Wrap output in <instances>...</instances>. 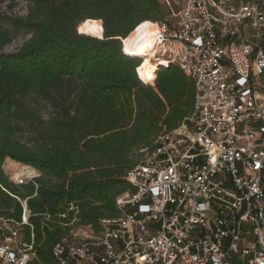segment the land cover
<instances>
[{
    "label": "built area",
    "instance_id": "2783aa9c",
    "mask_svg": "<svg viewBox=\"0 0 264 264\" xmlns=\"http://www.w3.org/2000/svg\"><path fill=\"white\" fill-rule=\"evenodd\" d=\"M162 2L167 19L142 22L136 29L149 24L143 34L132 43L122 38V50L142 59L136 74L147 84L161 68L179 66L195 83L194 111L164 128L153 149L138 151L125 176L133 190L117 197V217L102 219L100 232L83 240L74 229L58 240V264H264V8ZM23 165L8 177L35 183L41 173ZM23 207L20 220L0 215V264L35 256L26 201Z\"/></svg>",
    "mask_w": 264,
    "mask_h": 264
},
{
    "label": "trees",
    "instance_id": "16d2710c",
    "mask_svg": "<svg viewBox=\"0 0 264 264\" xmlns=\"http://www.w3.org/2000/svg\"><path fill=\"white\" fill-rule=\"evenodd\" d=\"M27 1L24 16L0 9V215L20 220L26 201L35 233L29 264H58L61 237L78 227L99 233L102 219L119 215L116 199L133 190L125 176L138 151L191 116L196 88L177 65L144 83L142 59L122 50L142 22L167 19L162 0ZM21 32L29 39L3 51ZM8 158L11 168H36L37 185L11 181Z\"/></svg>",
    "mask_w": 264,
    "mask_h": 264
},
{
    "label": "rangeland",
    "instance_id": "374dc122",
    "mask_svg": "<svg viewBox=\"0 0 264 264\" xmlns=\"http://www.w3.org/2000/svg\"><path fill=\"white\" fill-rule=\"evenodd\" d=\"M179 3H175L176 4V8H179L184 0H178ZM257 2H259L263 7H264V0H256ZM0 9L3 12H6L8 14H12V15H19V16H24L27 14L28 12V1L27 0H16V2L10 6L9 5V1H6L4 3L0 2ZM92 33V32H91ZM30 37V34L26 33V32H21L19 34V36L13 40L9 45H7L3 51L5 52H12V51H16L17 49H19L25 41H27ZM166 68H161L160 71L164 70ZM50 112V109L46 108L43 110V113L47 116V114ZM11 158H8L4 164V170L5 172L8 174V176L10 178H12L14 175H17L19 173H21L23 171V164H21V167L19 168H11L9 165V161ZM19 170V172H18ZM75 232L78 233V239L79 240H83L85 238H87V236L91 235V229L87 228V227H78V228H74Z\"/></svg>",
    "mask_w": 264,
    "mask_h": 264
},
{
    "label": "bare ground",
    "instance_id": "6f19581e",
    "mask_svg": "<svg viewBox=\"0 0 264 264\" xmlns=\"http://www.w3.org/2000/svg\"><path fill=\"white\" fill-rule=\"evenodd\" d=\"M149 24H144L137 28L133 33L129 34L127 43H132L134 42L139 36H141L144 32V28L147 27ZM92 35H95L97 37L103 38V31L101 29H94L91 33ZM151 64V61L149 58L145 59V67H148ZM154 73L151 75V78L148 79V83H152L154 81ZM19 172V170H18Z\"/></svg>",
    "mask_w": 264,
    "mask_h": 264
},
{
    "label": "water",
    "instance_id": "95a60500",
    "mask_svg": "<svg viewBox=\"0 0 264 264\" xmlns=\"http://www.w3.org/2000/svg\"><path fill=\"white\" fill-rule=\"evenodd\" d=\"M103 36H104V32H103ZM166 68V67H165Z\"/></svg>",
    "mask_w": 264,
    "mask_h": 264
}]
</instances>
